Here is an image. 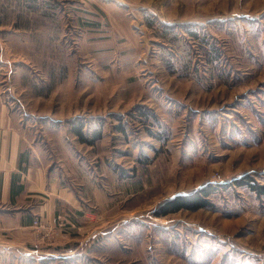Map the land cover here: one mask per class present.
Listing matches in <instances>:
<instances>
[{"label": "rangeland", "instance_id": "rangeland-1", "mask_svg": "<svg viewBox=\"0 0 264 264\" xmlns=\"http://www.w3.org/2000/svg\"><path fill=\"white\" fill-rule=\"evenodd\" d=\"M0 66L61 176L107 190L105 264H264V194L235 183L264 186V0H0Z\"/></svg>", "mask_w": 264, "mask_h": 264}, {"label": "crops", "instance_id": "crops-1", "mask_svg": "<svg viewBox=\"0 0 264 264\" xmlns=\"http://www.w3.org/2000/svg\"><path fill=\"white\" fill-rule=\"evenodd\" d=\"M2 69L0 66V264H105L109 249L120 245L117 234L121 232L110 233L105 227L109 224L106 212L89 211L87 206L88 201L105 198L107 190L101 183L61 176L59 166L47 154V143L34 137L7 100L9 84ZM36 220L44 228H38ZM36 229L41 230L40 235L52 233L58 238L45 240V244L46 237L43 234L40 239Z\"/></svg>", "mask_w": 264, "mask_h": 264}, {"label": "trees", "instance_id": "trees-1", "mask_svg": "<svg viewBox=\"0 0 264 264\" xmlns=\"http://www.w3.org/2000/svg\"><path fill=\"white\" fill-rule=\"evenodd\" d=\"M84 123H80L79 125L74 126V131L76 132L77 136L83 141L88 142L90 144H93L96 140L100 139L102 137V133L99 130H94V136L90 140L83 131L84 129ZM122 131H125V128L123 126H120ZM253 178L249 175H245L241 177L240 179H236L235 183L237 185H244V184H251V188L258 192L260 195L264 194V186H261L255 182H253ZM229 186V183H223V184H208L205 187L201 188L200 190L189 194V195H178L174 197L173 199L167 200L165 203L160 205L158 209L156 210L155 214L157 216H167L171 213H176L181 210H198L205 207H212L214 206L213 199L215 195L218 193L219 190H224ZM156 232L159 234L161 230L162 232H167L166 229H159L155 228ZM161 232V234H163ZM177 242L180 241L179 239H175L172 241V245L177 247ZM196 253H194L195 255ZM183 255V254H182Z\"/></svg>", "mask_w": 264, "mask_h": 264}, {"label": "built area", "instance_id": "built-area-1", "mask_svg": "<svg viewBox=\"0 0 264 264\" xmlns=\"http://www.w3.org/2000/svg\"><path fill=\"white\" fill-rule=\"evenodd\" d=\"M214 180L220 181V180H221V175H217V176L214 178ZM34 224H35L38 228H40V229L44 228V226H43V224L41 223L40 220H36V221L34 222ZM44 237H46V238H52L53 236H52V233H46V234L44 233Z\"/></svg>", "mask_w": 264, "mask_h": 264}]
</instances>
